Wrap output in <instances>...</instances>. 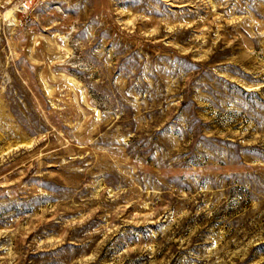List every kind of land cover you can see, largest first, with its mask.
<instances>
[{
    "label": "rangeland",
    "instance_id": "1",
    "mask_svg": "<svg viewBox=\"0 0 264 264\" xmlns=\"http://www.w3.org/2000/svg\"><path fill=\"white\" fill-rule=\"evenodd\" d=\"M0 0V264H264V0Z\"/></svg>",
    "mask_w": 264,
    "mask_h": 264
},
{
    "label": "built area",
    "instance_id": "2",
    "mask_svg": "<svg viewBox=\"0 0 264 264\" xmlns=\"http://www.w3.org/2000/svg\"><path fill=\"white\" fill-rule=\"evenodd\" d=\"M34 0H18L16 3V11L19 14H27L30 10V6Z\"/></svg>",
    "mask_w": 264,
    "mask_h": 264
}]
</instances>
